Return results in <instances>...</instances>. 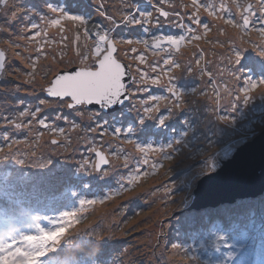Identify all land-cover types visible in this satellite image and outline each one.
Wrapping results in <instances>:
<instances>
[{"label": "rangeland", "instance_id": "374dc122", "mask_svg": "<svg viewBox=\"0 0 264 264\" xmlns=\"http://www.w3.org/2000/svg\"><path fill=\"white\" fill-rule=\"evenodd\" d=\"M36 1L6 0L0 4V51L6 53L0 74V240L34 233L36 225L51 229L55 227L52 221L62 213L78 211L77 222L58 246V254L43 258V264H264V189L224 207L186 209L195 196L198 178L216 170L237 147L264 130V94L259 90L251 93L245 104L240 84L229 75L226 59L234 40L245 49L236 66L241 78H264L263 64L254 63L255 56H261L247 43L250 32L262 43L264 37L251 30L238 34L235 28L227 29L222 19L208 17L201 10V20L210 25L206 34L202 26H194L202 39L186 41L179 48L165 44L164 51L154 53L142 43L128 44L122 38L151 42L153 35L178 36L182 27L186 30L190 24L192 9L182 5H190L191 0H171V4H160L159 0ZM229 1L235 14L238 10ZM204 2L218 6L220 0ZM238 2L257 5V0ZM49 5L84 16L87 24L63 20L58 26L47 25L40 18L49 15ZM156 8L170 15L161 17ZM136 9L151 11L152 22L142 27L123 19L129 13L139 19ZM12 11L17 13L14 21ZM214 21L220 25L212 24ZM30 23L40 25L41 37L29 32L26 26ZM96 26H102V32L111 30L117 41L115 56L128 64L134 78L128 87L129 99L117 107L116 115L123 122L113 126L134 129L130 139L145 148H162L163 152L141 153L135 143L125 142L123 134L117 138L111 127L102 128L112 122V113L105 115L87 106L69 109L66 102L45 95L44 89L55 73L83 66L77 53H86L92 44L85 27L95 31ZM219 41H224L223 47ZM139 55L145 57L144 62L136 59ZM163 59H173L180 67L169 69ZM152 64L158 65L156 73L149 67ZM189 65L190 72L186 70ZM144 74L147 83L141 79ZM157 76L161 83L151 84ZM170 76L173 87L183 94L181 107L172 110L168 108L175 98L166 87ZM152 96L165 100L153 101ZM41 100L46 103L41 104ZM145 104H159L156 115L168 116L163 125L158 117L140 122L136 112L142 114ZM192 105L196 111L206 108L203 128L214 126L208 133L201 131L196 116L187 112ZM37 108L40 111L33 116ZM221 116L228 120H221ZM41 119L44 125L39 123ZM97 150L109 161L104 168L110 177L103 185L87 172L76 170L89 161L88 172L94 173ZM48 160L51 165H46ZM52 173H56L55 184L45 187V177ZM137 173L139 179L128 184V178ZM81 200L97 203L81 209ZM256 223L261 227L257 230L258 246L245 235ZM221 236L224 239L218 240ZM63 250L64 254L59 253Z\"/></svg>", "mask_w": 264, "mask_h": 264}, {"label": "snow or ice", "instance_id": "6c2138e0", "mask_svg": "<svg viewBox=\"0 0 264 264\" xmlns=\"http://www.w3.org/2000/svg\"><path fill=\"white\" fill-rule=\"evenodd\" d=\"M6 0H0V4H5ZM160 4H171V0H159ZM231 5L234 6L238 11L233 14L232 7L226 2V0H220V3L214 5L212 3H206L204 0H191L190 5H182L184 8H191L192 12L188 14V20L190 24L186 26V30L182 27L181 33L176 35H153L151 42L148 39L137 38L133 41L130 38L123 37V41L132 44L142 43L145 49L150 48L154 53L164 51L165 44L179 48L180 45L186 41L200 40L203 37L198 34V27L202 26L204 33L206 34L210 25L204 23L201 20V10L213 19H222L224 25L230 26L237 29L239 33H247L251 31H257L262 37H264V0H257V5L254 7L252 4L247 6L242 5L238 0H231ZM155 7V5H153ZM159 16L167 18L170 13L163 10L162 8H156ZM49 15L47 17H41L40 19L44 21L47 25L58 26L63 20H71L75 22H81L87 24L84 16L69 14L62 7L56 8L51 5L48 6ZM137 15L129 13L124 16L123 19L135 25L144 26L152 22L153 13L151 11H140L136 9ZM258 13V14H257ZM17 13L12 11L11 19L14 21L16 19ZM159 24V20L156 21ZM29 32L35 37H41L42 32L40 31V25L37 23H30L28 26ZM102 26H96V30L93 31L90 28L85 27V35L92 40L91 46L86 49V53H77L81 57L82 67L74 69L71 72H57L53 75L52 79L48 81L47 87L44 89L48 97L57 98L61 102H66L69 109L73 108H85L86 106L96 107L99 112L112 113L111 123L106 122L105 125L101 127H111L112 134L119 138L121 134L124 135L125 142L129 144L135 143L139 152L144 153L146 151H160L163 152L162 148L154 149L151 145L145 148L143 145L138 144L129 137L133 133L132 128H123L113 125L121 124L123 121L118 119L116 113V105H123L124 99L127 95V89L125 84V76L127 68L116 58L115 53L117 48L115 47L116 39L114 36L110 35L111 30L101 31ZM218 31L221 34L224 33L223 28L218 27ZM44 36L47 33H43ZM231 39V38H230ZM247 43L252 47L254 52L258 51V55L264 57V44H261L259 48L255 46V42L249 39ZM221 47L224 46V41H219ZM245 50L242 47L235 44L229 46V54L226 57L227 63L229 65L228 72L229 75L235 79V81L240 84L239 92L242 93L243 102L246 104L251 98V93L259 90L261 94H264V78H241L238 74L236 66L241 61V53ZM132 51H136L132 49ZM87 53H90V57ZM6 53L0 51V69L5 67ZM136 59L144 62L145 57L139 55ZM199 61L197 65L199 66ZM163 64L171 69L172 67L179 68L180 65L173 59H163ZM153 73L157 72L158 65H149ZM191 71V65L186 69ZM264 70V69H262ZM139 71V69H138ZM164 75H168L164 68L159 69ZM203 71V69H201ZM141 79L146 83L148 81L147 74L141 76ZM173 78L170 76L167 87V92L171 97L175 98V101L168 110L172 108H180L183 94L173 87L171 81ZM150 83L157 85L161 83L160 76L155 79H151ZM195 91V90H194ZM241 97H237L239 100ZM153 101H163L165 97L152 96ZM41 104L46 103V101L41 100ZM232 107H235L233 104ZM40 111L39 108L35 109L33 116ZM122 109H119L121 112ZM160 113L159 104L155 107L145 104L143 106V112H136V115L140 117V122L143 123L144 119H152L158 117L159 124L163 125L168 119V116L164 114L156 115ZM28 113L22 112L21 115H26ZM130 117H127L129 119ZM221 120H228L227 116H221ZM41 125L46 122L41 119L39 120ZM17 128L21 125L17 124ZM103 134V133H102ZM56 143V141H52ZM171 145L168 146L171 149ZM98 158V162L94 165L95 172H88V167L90 165L89 161H85L84 164L76 168L77 172L85 173L99 185H103L110 177L109 172L105 170L104 165L109 164L108 159L101 155L100 152L95 153ZM166 159H171V156L165 157ZM18 163H23V161H18ZM143 163L147 165L148 161L145 158ZM52 161L48 160L46 165H51ZM45 165H41L44 167ZM153 168L155 164L152 165ZM139 179V174L132 175L128 178V184L133 183L135 180ZM80 208L83 209L85 206L97 203L96 200H81L79 201ZM78 211L64 212L60 215L59 219L52 221L55 223V227L51 229H46L41 225H36V231L34 233H22L18 238L9 237L7 241L0 240V264H43V258L49 252H55L58 246L64 242L66 238V233L72 224L77 222ZM36 219H40L37 217ZM47 219V217H44ZM224 238L218 237V240H223ZM173 248H180L178 245H172ZM227 247V245H225ZM191 259V258H190ZM49 264H54L53 261H49Z\"/></svg>", "mask_w": 264, "mask_h": 264}, {"label": "water", "instance_id": "95a60500", "mask_svg": "<svg viewBox=\"0 0 264 264\" xmlns=\"http://www.w3.org/2000/svg\"><path fill=\"white\" fill-rule=\"evenodd\" d=\"M119 62L127 68L125 76L127 89L132 84L133 76L127 63L120 60ZM77 68L79 67H74L63 73L71 72ZM2 70L0 69V74ZM45 95L47 96L46 93ZM128 99L127 91L124 102ZM119 106L121 105H116V108ZM87 107L94 108L93 106ZM101 155L105 157L104 154ZM96 162H98L97 157ZM262 189H264V130L255 138L239 146L234 155L223 161L216 170L198 178L196 187L193 189L195 196L186 209L190 207L200 209L232 203L245 195L256 196Z\"/></svg>", "mask_w": 264, "mask_h": 264}, {"label": "bare ground", "instance_id": "6f19581e", "mask_svg": "<svg viewBox=\"0 0 264 264\" xmlns=\"http://www.w3.org/2000/svg\"><path fill=\"white\" fill-rule=\"evenodd\" d=\"M34 2L36 3L37 1L36 0H34ZM230 3H231V0L229 1ZM218 22H220V21H214V22H212V24H214V23H217L218 25H220ZM93 27H95V26H93ZM227 29H231V27L230 26H227L226 27ZM248 36H249V38L252 40V41H254L255 43H256V47H257V49L259 48V46L261 45V44H264V43H262V42H260L256 37H255V33L254 32H250L249 34H248ZM152 40V39H151ZM249 47H251L250 45H249ZM252 48V47H251ZM255 56V55H254ZM256 58H255V60H254V63L257 65V62H260V63H262L263 64V66H264V58L262 59V57H260V58H258V56H255ZM253 66V65H252ZM195 91H196V93H200L199 92V90L197 89V88H195ZM196 109V107H195V105H192V106H190V110H187V112L188 113H190V114H194L195 116H196V119L199 121V124H201L202 125V130L201 131H203L204 133H208V130L210 129V128H213L214 126H211V124H208L207 126H206V128H203V126H204V124H205V122H206V120L204 119H202L203 118V116L206 114V108L204 107V106H202L201 108H200V111H196L195 110ZM209 125L211 126V127H209ZM202 136V135H201ZM207 166V165H206ZM163 171H161L160 173H162ZM56 173H52V174H50V175H48L47 177H45V181L44 182H46V184H44V186L46 187V186H48V185H50V184H55L54 183V181L56 180Z\"/></svg>", "mask_w": 264, "mask_h": 264}, {"label": "trees", "instance_id": "16d2710c", "mask_svg": "<svg viewBox=\"0 0 264 264\" xmlns=\"http://www.w3.org/2000/svg\"><path fill=\"white\" fill-rule=\"evenodd\" d=\"M128 87H127V91H128ZM128 93H129V91H128ZM224 206H227V204L223 205V207ZM233 222H235V220H233ZM252 227H254L252 229V231H246V234L245 235L247 236L248 239H251L253 241L252 245H255V243L258 244V241H259V236L257 234V230L259 228H261V227L257 223H256V225H252ZM71 252H74V251H71ZM59 253L64 254L65 251L64 250L63 251H59ZM53 254H58V252L57 251H55V252H49L48 254H46V256L44 258H50ZM47 263H48V261H47Z\"/></svg>", "mask_w": 264, "mask_h": 264}, {"label": "clouds", "instance_id": "9594fccd", "mask_svg": "<svg viewBox=\"0 0 264 264\" xmlns=\"http://www.w3.org/2000/svg\"><path fill=\"white\" fill-rule=\"evenodd\" d=\"M128 65V64H127ZM129 67V66H128ZM130 68V67H129Z\"/></svg>", "mask_w": 264, "mask_h": 264}, {"label": "flooded vegetation", "instance_id": "af4514ba", "mask_svg": "<svg viewBox=\"0 0 264 264\" xmlns=\"http://www.w3.org/2000/svg\"><path fill=\"white\" fill-rule=\"evenodd\" d=\"M250 32V31H249Z\"/></svg>", "mask_w": 264, "mask_h": 264}]
</instances>
